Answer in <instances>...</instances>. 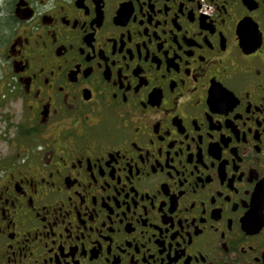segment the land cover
Here are the masks:
<instances>
[{
    "label": "flooded vegetation",
    "instance_id": "1",
    "mask_svg": "<svg viewBox=\"0 0 264 264\" xmlns=\"http://www.w3.org/2000/svg\"><path fill=\"white\" fill-rule=\"evenodd\" d=\"M0 79V264H264V0H0Z\"/></svg>",
    "mask_w": 264,
    "mask_h": 264
},
{
    "label": "rangeland",
    "instance_id": "2",
    "mask_svg": "<svg viewBox=\"0 0 264 264\" xmlns=\"http://www.w3.org/2000/svg\"><path fill=\"white\" fill-rule=\"evenodd\" d=\"M2 90L3 82L0 79V91ZM21 116L22 112L19 105H16V107L10 104L5 105V102L0 105V155L4 154L10 147V143L3 133L7 132V135H11L21 124L27 127L21 122Z\"/></svg>",
    "mask_w": 264,
    "mask_h": 264
}]
</instances>
